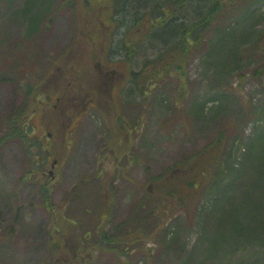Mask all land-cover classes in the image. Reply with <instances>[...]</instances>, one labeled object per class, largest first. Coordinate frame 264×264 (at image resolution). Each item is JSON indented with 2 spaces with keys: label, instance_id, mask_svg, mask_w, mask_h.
<instances>
[{
  "label": "rangeland",
  "instance_id": "rangeland-1",
  "mask_svg": "<svg viewBox=\"0 0 264 264\" xmlns=\"http://www.w3.org/2000/svg\"><path fill=\"white\" fill-rule=\"evenodd\" d=\"M30 1L0 0V139L7 133L8 121L14 113L26 108L30 136L40 139L41 150L48 153V136L42 130L46 96L40 94L41 89L37 97L29 98L28 88L40 82L51 68L50 86L46 85L45 89L53 90L51 86L57 85L69 72L73 61L91 47L77 41L79 7L62 6L64 0H55L39 31L29 39L26 11L30 10L27 6ZM234 4L232 10L233 3L224 0L223 13L191 52L186 77L164 75L157 84L142 91L133 86L127 70H140L144 67V58L154 57L163 45L146 39L139 46L137 56L131 57L120 42L125 27L116 33L111 28L116 37L113 40L103 33L104 44L97 50L103 56L110 51L114 54L115 62L102 69L104 72L113 70L115 63L122 73L114 90L117 93L122 90L116 104L123 119L119 123L125 130L130 129L131 151L115 164L108 147L107 124L98 107H92L65 128L66 155L57 178L50 185L53 204L62 201V211L76 220L90 244L96 240V228L105 224V221L100 225L93 220L90 213L97 206L100 181L104 177L105 188L113 189L116 194L113 221L107 226L112 230L128 219L146 196L150 175L161 176L176 164L196 159L198 152L208 148L222 133V161L230 163V158L234 167H241L250 139L264 132L261 123L264 116L258 113L264 106V75L259 78L254 73L264 64V0H234ZM191 8L187 6L183 14L192 18L195 16ZM138 29L134 28V33ZM32 42L40 44L34 53L35 58L41 57L39 63L16 66L15 61L22 58L20 54L30 51L28 45ZM126 44L131 45L128 40ZM92 83V87L100 84L96 79ZM55 98L56 95L50 100L57 102ZM46 153H41L39 159ZM29 168L20 140L15 137L4 140L0 145V264H52L53 261L51 225L54 219L43 205L40 184L43 178L35 173L27 183L22 180ZM85 180L81 194L76 199L68 197L74 185ZM245 189L241 185L234 192L236 197ZM205 197V193L200 195L190 205V211L169 198L172 205H168L169 214L163 220L150 223V230L153 223L157 224L152 234L144 235L136 247L122 245L125 251L122 254L94 248L90 264L261 263L264 233L248 242L240 238L235 241L236 237L230 236L219 246L212 243L217 238L224 241V236L218 233L214 220H210L209 229L202 230L200 213L206 205ZM247 206L244 205L243 211L248 210ZM140 213L144 215L146 211ZM260 214L264 216V203ZM240 215L252 224L249 214ZM11 226L12 235L4 237ZM175 233L177 237L173 238ZM146 238L150 239L145 243Z\"/></svg>",
  "mask_w": 264,
  "mask_h": 264
},
{
  "label": "trees",
  "instance_id": "trees-1",
  "mask_svg": "<svg viewBox=\"0 0 264 264\" xmlns=\"http://www.w3.org/2000/svg\"><path fill=\"white\" fill-rule=\"evenodd\" d=\"M228 1L233 3L232 10H234V0ZM54 5L55 0H31L27 3L30 9L26 11V29L29 39L39 31L44 17L53 9ZM64 5L79 7L77 41L83 42L91 49L85 53L83 51L75 59L76 62L73 61L69 72L60 79L57 85L51 86L54 88L53 90L45 89L46 85H48L47 88L50 86L49 79L52 75L49 72L51 73V68L48 69L46 76L40 82L28 88L29 98L37 97L41 89L43 93L40 94L46 96V108L42 109L43 130H50L53 133V137L47 142L48 153L41 150L40 139L30 136L32 130L27 121L26 108L14 113V116L8 121L10 124L7 126L5 136L0 139V145L9 137L20 140L30 164L29 171H26L22 177L26 183L30 181L31 177H34L35 173L42 177V171L49 168L53 158H58L59 162L65 158L68 138L64 131L67 125H71L77 114L81 115L82 108L77 106L84 97L85 90L100 94L101 113L109 131L108 147L115 158V164L131 151L128 134L130 129L125 130L119 123L123 119L120 117V110L114 105V100L111 97L110 99L107 96H101L102 94L99 92L101 84H95V87H92L93 79L99 83L103 80L100 77L101 73H98V68L100 69L102 66L101 70L106 69L107 65L111 66V63L115 62L114 54L111 51L103 56L97 50L104 44L103 33L106 32L113 40V37L116 38L115 35H112L113 30L116 33V30L125 27L120 42L123 43L121 46L126 48L127 55L131 57L137 56L139 46L146 39L151 40L154 44L158 42L163 45V48L154 57L144 58V67L140 70L129 69L131 83L142 91L143 88L149 89L157 84L164 75L178 74L186 77V65L190 60L192 50L203 41L206 31L217 21L225 7L224 0H64L62 6ZM192 5L193 8H191ZM187 6L191 8L195 17L191 18L189 15L183 14ZM59 7L57 6V8ZM34 8H36L35 12L28 16ZM51 19L52 17H50ZM131 22L132 25H130ZM138 27L139 31L134 33L133 29ZM111 28L114 29L111 30ZM127 40L131 45L126 44ZM38 46H40L38 42L30 43L28 45L30 51L27 54H20L22 58L16 60L15 65L20 68L24 63L27 66L37 65L41 58H35L34 53L38 50ZM72 53L74 54V52ZM72 53L71 55H73ZM81 61L84 62L81 63ZM113 66H116L115 63ZM254 73L259 78L264 75V64L256 68ZM119 74L122 73L117 69L115 74L110 72L108 75L119 77L121 76ZM81 87H84L81 90L82 96L75 91L80 90ZM94 88L99 91L97 92ZM54 95L59 98L56 102L57 107L54 105L55 102L50 100ZM201 109L203 110V106ZM258 113L261 117L264 116V106L258 109ZM261 123L263 125L264 121ZM222 137L223 133L208 148L198 152L196 159L176 164L161 176L150 175L148 179L150 186L146 190V196L138 203L131 216L112 230H108L107 226L113 221L116 194L113 189L105 188L104 177L100 181L97 206L90 212L93 220L100 225L105 221L104 226L98 230L96 228L95 242L89 243L87 236L79 230L76 221L70 220L65 215L61 218H53L51 226L58 224L65 230L59 232L56 237H51L52 264H90L92 261L91 251L94 248H106L122 254L125 252L122 245L135 244L134 247H136L144 235L147 237L152 234L157 226L153 223V228L149 229L153 220L158 222L168 216L169 207L172 206L169 203V198L175 199L176 205L179 207L190 211V205H193L203 193L206 195V205L200 213L202 230L205 232L209 229L210 220H214L218 233L224 236V241L218 238L212 239L215 246L226 242L230 236H235V241L240 238L243 242H248L253 236L262 235L264 233V216H261L260 213L261 205L264 203V132L255 134L250 139L241 167H234L230 158V163L226 164L225 161H222L220 150L223 143ZM209 152L212 153L208 156ZM41 153L46 154L43 155L45 157L39 159ZM249 178H251L250 181ZM34 182L38 183L36 180ZM86 182V180L78 181L71 190L70 196L72 195V198L76 199L81 194ZM40 184H42L43 205L51 211L54 204L49 181L41 179ZM243 184L247 189L242 192L240 197H236L234 192ZM246 204H248L246 207L248 210L243 211ZM142 210L146 211L144 215L140 213ZM242 212L249 214V221L252 224L245 221L244 217L240 215ZM11 229L12 226L7 229L4 237L8 234L12 235ZM164 235L166 238V231H164ZM176 237L175 233L173 238ZM63 238H66L65 242ZM149 239L146 238L145 243ZM263 256L260 254L261 263L257 264H263Z\"/></svg>",
  "mask_w": 264,
  "mask_h": 264
},
{
  "label": "flooded vegetation",
  "instance_id": "flooded-vegetation-1",
  "mask_svg": "<svg viewBox=\"0 0 264 264\" xmlns=\"http://www.w3.org/2000/svg\"><path fill=\"white\" fill-rule=\"evenodd\" d=\"M112 71V70H111ZM115 72V71H114ZM109 73H103V76H106V78L108 79V81L105 82V84L108 83L107 87H103V90H101L102 88H100V93L101 94H110V95H113L114 96H117V92L116 90H114L115 86L118 85L117 84V80H109V78H111L109 75ZM84 87H81V89L78 92V94H80V96H82V93H81V90H83ZM113 88V90H111ZM85 95L84 97L81 99V102H80V105H82L84 108H89V107H94L97 105V102L100 101V94L99 95H96L95 93L91 92V91H86L85 90ZM102 96V95H101ZM43 174L45 175L46 172L44 171ZM61 205L62 203L60 202L59 203V207H55V210L61 208Z\"/></svg>",
  "mask_w": 264,
  "mask_h": 264
},
{
  "label": "water",
  "instance_id": "water-1",
  "mask_svg": "<svg viewBox=\"0 0 264 264\" xmlns=\"http://www.w3.org/2000/svg\"><path fill=\"white\" fill-rule=\"evenodd\" d=\"M53 166H54V164H53ZM50 174H53V171L52 170L50 171Z\"/></svg>",
  "mask_w": 264,
  "mask_h": 264
}]
</instances>
